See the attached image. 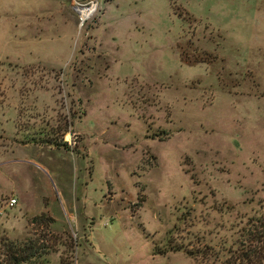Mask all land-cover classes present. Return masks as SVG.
Here are the masks:
<instances>
[{"label": "rangeland", "instance_id": "obj_1", "mask_svg": "<svg viewBox=\"0 0 264 264\" xmlns=\"http://www.w3.org/2000/svg\"><path fill=\"white\" fill-rule=\"evenodd\" d=\"M260 201L264 0H0V259L199 264Z\"/></svg>", "mask_w": 264, "mask_h": 264}, {"label": "trees", "instance_id": "obj_2", "mask_svg": "<svg viewBox=\"0 0 264 264\" xmlns=\"http://www.w3.org/2000/svg\"><path fill=\"white\" fill-rule=\"evenodd\" d=\"M235 210L236 206L227 203V236L217 243L225 246L215 245L213 239L207 242L203 235L201 237L189 236L188 239L181 237V241L171 249L185 251L199 264H264V201H260L258 208L253 209L251 214L234 216ZM43 218L53 221L52 218L46 216L37 217L35 220ZM190 222L186 221L184 224H189L191 227L196 225L193 218ZM46 248L41 250L38 244L32 241L8 243L7 251L2 255L0 264H45L47 259L43 257L42 252H45ZM225 255L227 257H224ZM39 257L43 258L39 261ZM61 264L67 263L62 259Z\"/></svg>", "mask_w": 264, "mask_h": 264}, {"label": "built area", "instance_id": "obj_3", "mask_svg": "<svg viewBox=\"0 0 264 264\" xmlns=\"http://www.w3.org/2000/svg\"><path fill=\"white\" fill-rule=\"evenodd\" d=\"M93 4H94V3H93ZM87 8H88V7L82 6V7L79 8L80 10H77V11H79V14H80V18H79V20H80L81 26H83L84 23L86 22V20L90 17V15H89V16L87 15V17H85V15L82 13V10H83V9H87ZM89 8H90V9H93L92 6L89 7ZM16 204H17V199H15V198H12V199L10 200V202H9V206H10V207L15 206ZM3 213H4V210L0 209V215H3Z\"/></svg>", "mask_w": 264, "mask_h": 264}, {"label": "bare ground", "instance_id": "obj_4", "mask_svg": "<svg viewBox=\"0 0 264 264\" xmlns=\"http://www.w3.org/2000/svg\"><path fill=\"white\" fill-rule=\"evenodd\" d=\"M82 13L85 15V17H87V15H89L91 13V11L88 9H83Z\"/></svg>", "mask_w": 264, "mask_h": 264}]
</instances>
